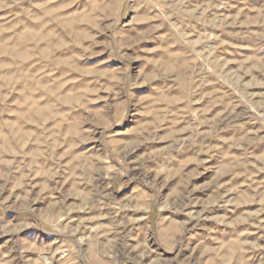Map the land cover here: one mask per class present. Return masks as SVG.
<instances>
[{
	"label": "rangeland",
	"instance_id": "374dc122",
	"mask_svg": "<svg viewBox=\"0 0 264 264\" xmlns=\"http://www.w3.org/2000/svg\"><path fill=\"white\" fill-rule=\"evenodd\" d=\"M258 138L264 0H0V264H264Z\"/></svg>",
	"mask_w": 264,
	"mask_h": 264
},
{
	"label": "crops",
	"instance_id": "0c3cea01",
	"mask_svg": "<svg viewBox=\"0 0 264 264\" xmlns=\"http://www.w3.org/2000/svg\"><path fill=\"white\" fill-rule=\"evenodd\" d=\"M250 145L252 149L250 150L251 154H248V160H247V165H246L247 167L245 168V170L240 169L238 172V178H236L237 183H242V178L247 179V181L244 182V184L242 185L241 192L243 193V195L238 197L239 198L238 203L241 205L240 207L243 208L242 206L246 205V209H247L245 210L247 212V215L245 217L238 218V221H241V222L242 221L244 222L245 218H253L252 215L254 216L258 215L257 217L259 218L261 217L264 219V139L258 138L257 141L256 140L252 141ZM238 165L240 164L238 163ZM259 193H261V195H259L258 199H255L256 195ZM156 202L157 200L156 201H154L153 199L151 200L150 207L147 213L150 211H152L153 213L155 209L156 211L166 210V215L168 218L172 219V222L171 221L167 222L166 226L162 227V228H166L164 232L170 235L174 234L175 232L176 233L179 232L180 230L179 228L182 226L176 223L173 219L174 211H175L174 208L176 206H174V204L172 205L167 204L166 206L162 205V207H160ZM255 203H257V206L254 205ZM137 206L138 205H136V207ZM139 207L141 206H138V208ZM155 215L158 216V213H156ZM252 222L250 223L247 222L243 224L248 225L249 223L250 228L247 227V231L251 229L250 232L254 233L255 226H254V223ZM236 224L237 223H234L235 226ZM233 227L234 226H230V224L228 223L225 228L228 231L229 230L231 231V228L232 230L235 229V227L234 228ZM262 227L264 228V221L262 223ZM240 232H243V230H241Z\"/></svg>",
	"mask_w": 264,
	"mask_h": 264
}]
</instances>
